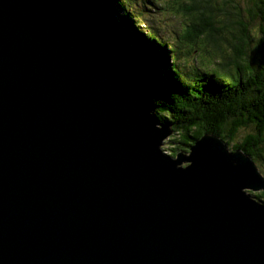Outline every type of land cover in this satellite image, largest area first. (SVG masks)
<instances>
[{
  "label": "water",
  "instance_id": "1",
  "mask_svg": "<svg viewBox=\"0 0 264 264\" xmlns=\"http://www.w3.org/2000/svg\"><path fill=\"white\" fill-rule=\"evenodd\" d=\"M172 133L85 0H0V264H264L257 163Z\"/></svg>",
  "mask_w": 264,
  "mask_h": 264
},
{
  "label": "trees",
  "instance_id": "2",
  "mask_svg": "<svg viewBox=\"0 0 264 264\" xmlns=\"http://www.w3.org/2000/svg\"><path fill=\"white\" fill-rule=\"evenodd\" d=\"M85 1L107 43L135 72L159 124L171 126L169 141L176 144L171 155L209 133L231 150L243 149L255 162H264V45L257 41L251 47L255 34L243 19L247 11L264 21V0H253L248 8L230 6L231 0H189L188 6L182 4L187 21L176 42L160 35L145 2ZM136 45L146 60L130 55L128 49ZM195 51L200 59L188 67L181 59ZM253 196L264 202L263 191Z\"/></svg>",
  "mask_w": 264,
  "mask_h": 264
},
{
  "label": "rangeland",
  "instance_id": "3",
  "mask_svg": "<svg viewBox=\"0 0 264 264\" xmlns=\"http://www.w3.org/2000/svg\"><path fill=\"white\" fill-rule=\"evenodd\" d=\"M231 1L232 2L229 3L230 6L234 4L236 6H240L243 8H248L250 5H252V2H253V0H231ZM137 2L139 3L145 2L147 4L148 6L147 14L149 16L154 15L153 22H155V25L159 26L160 33H161L160 35L164 38H167L171 42H176V38H179V35L183 32L184 27H185V22L187 21L186 19L187 16L182 11V4L185 3L188 6L189 0H137ZM252 14L250 15V13H248L247 11L244 12L243 19L245 21L246 20L250 21L249 26H248L249 32H253L255 34L253 38L256 40L255 42L253 41V43L251 44V47L254 48V45L256 44L257 41L259 42L261 41V44L264 45V21L262 20V17L259 14L252 19L253 17ZM149 22L153 24L152 21H150V19H149ZM228 35H225V36L227 37ZM223 40H222L223 43L221 46L223 49H225L226 53H228L230 52L229 44L225 41V39ZM194 53L197 55H193V54H191L190 56L184 55L181 59L182 61L184 59L187 61L186 63L188 67L190 66L192 67L194 66V64H197L195 59L197 58L200 59V57H198L199 55L198 51H195ZM226 53L223 52V54L220 55L219 53L218 55L221 58V56H226ZM204 62L206 61L204 60ZM201 69L205 70L202 67ZM172 135H174V133H172L169 138H171ZM169 138L166 139V141L163 143L162 149L167 154L171 155L172 152L170 149L171 148L173 149V147L171 146H174L176 144L170 142ZM236 140H239V138H237ZM240 150L244 151L243 149H240ZM180 151H183V150H180ZM244 153L246 152L244 151ZM256 163L262 175L264 176V162L260 161L259 163L258 162ZM254 192L257 193L260 191H253L251 193H254Z\"/></svg>",
  "mask_w": 264,
  "mask_h": 264
},
{
  "label": "bare ground",
  "instance_id": "4",
  "mask_svg": "<svg viewBox=\"0 0 264 264\" xmlns=\"http://www.w3.org/2000/svg\"><path fill=\"white\" fill-rule=\"evenodd\" d=\"M141 46V45H140ZM142 47V46H141ZM251 192H253L252 190H251Z\"/></svg>",
  "mask_w": 264,
  "mask_h": 264
}]
</instances>
